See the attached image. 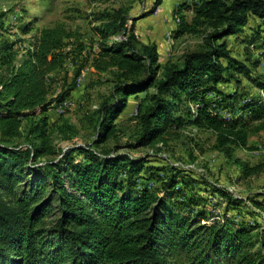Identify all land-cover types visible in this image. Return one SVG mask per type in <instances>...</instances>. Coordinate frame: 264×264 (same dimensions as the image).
I'll use <instances>...</instances> for the list:
<instances>
[{"label": "trees", "instance_id": "trees-1", "mask_svg": "<svg viewBox=\"0 0 264 264\" xmlns=\"http://www.w3.org/2000/svg\"><path fill=\"white\" fill-rule=\"evenodd\" d=\"M193 2L192 21L183 13L190 8L186 1L173 12L177 27L171 34L205 39L181 61L164 66L156 45L136 48V22L127 27L121 9L99 13L100 25L93 27L99 41L65 23L37 29L18 65L14 50L20 41L0 43V68L6 70L0 74V264H264L258 220L233 227L224 215L205 210L185 215L172 199L179 174L188 176L187 170L170 166L172 175L164 178L157 170L154 179L143 174L160 168L150 155L132 157L108 146L118 121L128 116L140 129L137 147L165 141L169 127L185 121L213 132L215 148L245 178L263 170L264 163L251 166L236 151L251 150L250 134L264 132V99L247 93L232 72H243L244 66L226 42H218L241 37L251 17L264 21V0ZM162 3L156 0L141 18ZM21 28L24 34L34 31L29 23ZM119 34L129 37L111 41ZM68 65L75 66L71 79L68 72L62 76ZM88 65L100 75L110 73L115 82L92 115L96 136L84 146L55 147L49 112L77 90ZM247 72L248 83L264 91V73ZM233 81V91L218 88ZM131 101L135 112L128 115ZM182 101H195V108L171 123ZM206 184L212 190L205 192H218L232 208L245 206L226 188ZM252 204L264 209L259 201Z\"/></svg>", "mask_w": 264, "mask_h": 264}, {"label": "rangeland", "instance_id": "rangeland-1", "mask_svg": "<svg viewBox=\"0 0 264 264\" xmlns=\"http://www.w3.org/2000/svg\"><path fill=\"white\" fill-rule=\"evenodd\" d=\"M155 1L0 0V43L20 41L14 50L17 53L15 64L18 65L30 48L37 29L65 23L73 30L81 31L86 37L99 41L93 30V27L100 25V22L96 20L99 13L105 10L121 9L128 16L127 27H132V22H136L134 34L138 50L145 44L156 45L161 65L164 66L168 61H181L186 52L198 48L205 38L200 34L186 35L175 39L167 23L153 18L154 14L148 18H141V15L149 11ZM184 1H186V5H190V8L183 13L189 21H192L195 16L192 8L193 0H180L173 12ZM26 23L34 27V31L30 34H24L21 28ZM128 37L129 35L119 34L111 37V41L127 40ZM222 42L227 43L231 56L244 66L243 72H238L235 69L232 72L244 82L247 93L264 99V91H260L246 80L247 71L255 75L264 73V21L251 17L241 37H227L218 43ZM256 61L259 63L258 67L254 66ZM4 68H0V74L6 71ZM74 71L75 66L68 65L66 70L62 71V76L68 72L71 79ZM113 79L110 73L100 75L89 65L84 69L78 79L77 90L55 110L49 112L52 123H55L51 129V140L55 147H62L66 150L74 146H84L95 138L96 129L92 122V115L111 94L115 85ZM218 88L225 92L233 91L235 81L232 84H219ZM139 97H143V95ZM209 97L215 98V95L211 94ZM66 102H68L67 106H65ZM130 103L128 115L135 112L136 102L131 101ZM179 105L180 110L173 113L171 123L178 121L181 114L186 117L188 108H195V101H182ZM224 107L231 109L226 104ZM250 116V114H246L248 120H250ZM127 118L118 121V132L109 141L108 146L116 148L118 153L129 154L132 157L150 155L155 161L154 165L160 168L153 172L146 169L143 174L154 179L158 177L157 170H160L161 175L164 173V178L172 175L170 166L187 170L188 176L179 174V185L177 190L175 189L178 194L174 200L172 199V203L176 205L179 212L185 215H194L195 211L205 210L214 215H220V217L224 215L226 221L233 227L241 225L243 221L255 225V220H258L264 228V209H256L252 204L253 201H259L264 207V168L260 173L245 178L242 176L241 168L228 161L215 148L216 136L213 132L198 129L185 121L177 125L173 124L174 127L170 126L165 141H157L146 147H137L140 129L135 121ZM18 142L24 143L25 136L19 138ZM249 147L251 150H237L236 156L251 166L264 163V132L251 133ZM47 158H42L40 162L44 163ZM173 174L178 175L175 172ZM206 181L209 184H216L219 188H226L230 194L242 199L245 206L232 208L226 198H223L218 192H205L206 187L208 188ZM153 191L156 192V189ZM249 210L255 212L256 217L249 214ZM263 228L259 229V233ZM252 233L253 239L256 241L257 231Z\"/></svg>", "mask_w": 264, "mask_h": 264}, {"label": "crops", "instance_id": "crops-1", "mask_svg": "<svg viewBox=\"0 0 264 264\" xmlns=\"http://www.w3.org/2000/svg\"><path fill=\"white\" fill-rule=\"evenodd\" d=\"M179 1L180 0H163L162 5L153 15V18L160 22L162 21L163 23H167V26L170 28L171 31H173L177 27V19L173 15V9Z\"/></svg>", "mask_w": 264, "mask_h": 264}, {"label": "bare ground", "instance_id": "bare-ground-1", "mask_svg": "<svg viewBox=\"0 0 264 264\" xmlns=\"http://www.w3.org/2000/svg\"><path fill=\"white\" fill-rule=\"evenodd\" d=\"M67 103H68V102L65 103V106H67ZM62 105H63V104H62ZM59 109H60V108H59ZM60 111H61V110H60Z\"/></svg>", "mask_w": 264, "mask_h": 264}, {"label": "built area", "instance_id": "built-area-1", "mask_svg": "<svg viewBox=\"0 0 264 264\" xmlns=\"http://www.w3.org/2000/svg\"><path fill=\"white\" fill-rule=\"evenodd\" d=\"M78 85H79V81H78ZM71 103V102H70Z\"/></svg>", "mask_w": 264, "mask_h": 264}]
</instances>
